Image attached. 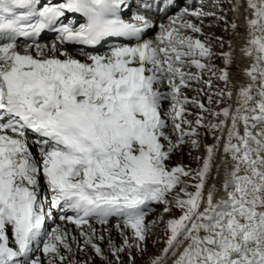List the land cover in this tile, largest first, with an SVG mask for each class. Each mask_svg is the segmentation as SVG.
Returning a JSON list of instances; mask_svg holds the SVG:
<instances>
[{
	"label": "snow or ice",
	"instance_id": "obj_1",
	"mask_svg": "<svg viewBox=\"0 0 264 264\" xmlns=\"http://www.w3.org/2000/svg\"><path fill=\"white\" fill-rule=\"evenodd\" d=\"M245 2L240 52L249 61L243 69L246 80L233 99L227 71L232 53H221L225 67L218 79L225 89L215 93L221 98L215 103H231L217 111L182 94L193 81L211 87V78L201 81L205 70L216 75L203 62L213 55L210 47L185 31L201 33V27L184 17L210 14L185 7L159 25L154 40L113 43L98 54L83 46L140 39L156 25L138 11L124 19L121 10L131 7L127 0H0V264H42L37 251L48 264H64L61 248L69 254L73 249L59 226L45 231L51 209L77 228L93 218L100 224L110 217L122 220L136 243L123 232L121 247L109 241L119 264L120 252L139 249L146 241L150 203L164 204L165 213L171 206L181 211L165 222V247L150 264H167L169 258L171 264H264V0ZM139 7L151 11L153 5ZM69 13L80 14L84 22L69 19ZM44 30L56 33L50 47L35 43ZM18 38L33 44L21 53ZM67 45L81 46L86 59L61 51ZM192 67L198 71L185 70ZM165 84L167 92L161 90ZM168 99L175 143L162 118V102ZM208 102L213 103L212 95ZM189 103L213 119L205 124L206 118L197 115L193 126L185 118ZM198 126L221 133L216 143L205 145L202 158L195 157L202 159L201 166L169 168L170 155L186 138L194 149L199 147L191 139ZM225 130L224 175L217 196L216 185L207 187V180ZM28 132L35 136L39 160L29 147ZM41 176L52 195L47 212ZM80 235L103 257L94 242L95 229Z\"/></svg>",
	"mask_w": 264,
	"mask_h": 264
},
{
	"label": "bare ground",
	"instance_id": "obj_2",
	"mask_svg": "<svg viewBox=\"0 0 264 264\" xmlns=\"http://www.w3.org/2000/svg\"><path fill=\"white\" fill-rule=\"evenodd\" d=\"M216 2H218V4L222 8V10H220V12L223 13V15H225V17L229 21H224V23H223L219 19L218 20L219 22L215 23V21L212 22V21H210L204 17L197 19L194 16H187V18L189 20H191L192 23L197 24L201 27V29L204 32H203V35H199V39L202 41H205L208 44V46L212 47V49L216 48V49H220V50H223L224 52H226V50H228V48H230L229 44L231 45L232 48H231L230 52L232 53L233 61L236 64L234 66V63L231 61V63L227 66V71H228V78H229V82H230L229 87H231L233 90V99H234L238 86L240 84L244 83L246 80V77L243 74V69H245L246 67L249 66L248 59L245 56H243L240 52V48L245 43V36H246L245 16L248 15V13H246V11H245L246 2H245V0H217ZM198 6H199L198 10H200L206 14H208V13L203 10V9H205L204 7L210 6V7H212V9L214 7V6L210 5L209 0H201V4H199ZM237 6H238V10H237ZM216 10H218L217 7H216ZM205 16H207V15H205ZM235 20H237V22ZM233 21L237 25L236 27L241 28L240 33L236 36H234V34L231 33L230 27H229V24ZM208 25H210V26L212 25L211 27L215 31L213 38L216 39V38H218V36H225L226 37V36H231V35H232V38L229 39V42L226 41L227 43L224 41H221V40H214V39L209 38L207 36L208 33H206V31H207L206 27ZM185 31H186V34H188V35H193L194 37L197 36V33H192L190 30H185ZM138 43H143V41H140ZM51 45L52 44H47V46H49V47ZM31 54L35 56L36 51L32 52ZM212 54L213 55L208 62H209V64L212 65L213 70L216 72V75L211 77L212 78L211 87L209 88L202 83L200 84V82L193 81V82H191L192 85L190 87L182 88V92H186L187 93L186 96L195 97L196 99L201 100L203 102V104L205 105V107L210 106L213 109H217L219 107L225 106L224 102H221L220 104L215 103V101L217 99H221L220 97H217L215 95V93L221 89H225L224 82L218 79V76L220 75L219 66H223V68H224L225 65H224V60L221 56V53H218V54L212 53ZM205 60H207V59H205ZM185 70L191 71L193 73L197 72L196 69L192 70L191 68H188ZM210 75H213L212 72L205 70L202 73V78H206L207 80H209ZM202 78H201V81L203 80ZM193 83L197 84V87L195 86V88H197V92H195L196 90H191L193 88ZM189 88H191V89H189ZM161 90L167 92L169 89L166 86H164ZM208 95L213 96V103L211 105H209V102H208ZM168 100H171V99H168ZM168 100H165V102L164 101L162 102V115H164L165 109L167 108ZM226 102L231 103V101H226ZM169 105H171V104H169ZM188 105L190 107L188 109H191V107L193 108L194 106H196L192 103L187 104V107H188ZM233 106H235V105H233ZM188 112H189V110H188ZM203 113H204V117L206 118L204 120V123L207 124L208 121L211 120V119H209V118H211V116L207 112H203ZM169 117L170 116H168V118L165 117V120L168 123V129L171 133V130H172L171 128H172L173 123L170 124L169 120H171V119H169ZM193 118H194L193 120L195 123V120L197 117L196 118L193 117ZM216 119L218 120L219 118H216ZM184 128H188V127H184ZM204 131H205L204 139L207 140L206 141L207 144L208 145L214 144L215 143V137L219 133V130L209 131L208 129H206L204 127ZM241 131H242V128H241ZM226 134L227 133L225 130V132L222 136L221 142H220V148L217 151V156H216L214 163H213V168L211 171L210 180L207 183V187H211L213 184L216 185V187L218 189L217 196L220 195L219 189H220L222 179H223V175H224V167L221 164V157L224 155V153L222 151V146H223V140H224V138H226ZM189 139L190 138H186L185 146H186V148L188 147V150H185L184 158L186 160V163L190 166L189 167L190 169H197L196 165H197V163H200V166H201L202 159L197 160V159H195V157H201L202 158L205 155L204 148L200 145V141H199L200 134L199 133L197 136L191 138V139H197L199 141V147L198 148L194 149L190 145V142H188ZM30 148H31V150H33L34 145L31 144ZM178 149H179V147H178ZM180 150H183V149L180 148ZM33 154L36 156L37 160H39L40 157L37 155L36 151L33 152ZM170 156H172V155H170ZM171 162L175 163L174 159H172ZM40 179H41V185H44L45 183L43 181V177L41 176ZM157 205L158 204H156L154 206L156 207ZM163 210H164V208L161 205V206H157L152 211H149V210H148L149 212L146 211L147 212L146 216L153 219L152 221H150L152 228L149 229L146 241L140 243L139 249L136 248L138 251V254L136 256H133V258L131 259V260L135 261L134 264H139V263H143V262H147V261L152 260L153 256L159 255L160 252L162 251V249L164 248V246H162V245L165 244V241L167 239L166 223L165 222L170 218V216H165ZM72 215H74V213H72ZM113 220H115V219L110 217L108 223L100 224L96 219L93 218V219L89 220L88 225H82L80 228H77V226L71 222L56 219V220H53L51 223L48 224L45 231H51L52 229L59 226L62 231L68 233V242L71 244V247L73 249V253L69 254L63 248H61L62 254H64L67 257V260L64 262V264H68V261H71V260L77 261L78 264H93L92 263L93 258L98 257L99 260L101 259V261L104 262L105 254L112 253L110 250V247H109V241L110 240L112 241V243L114 245L119 243L120 246H122L124 243L121 240V237H122L121 233L124 232L123 221H121V222L118 221L117 223H115ZM117 224L120 225L119 228L117 227ZM89 225L91 227H89ZM92 229H95L94 242L97 243L101 247V249L103 250V257L97 256L96 253L94 252V250L89 245L85 244V238L80 235L81 231L88 232L91 235ZM8 234L11 237L10 230H9ZM73 237H75V241H73ZM100 237H103V239H100ZM78 245H79V247H78ZM40 247H42V246H40ZM150 250H152L153 252L151 253ZM125 251H126V248L124 249L123 253ZM38 253H39V258H40L42 264H48L47 258L44 256L43 252L38 251ZM38 253H37V255H38ZM144 253L146 254V256H144ZM119 257H120V254H119ZM109 262L118 264L115 256ZM58 264H59V262H58ZM119 264H120V260H119ZM128 264H130V263H128ZM143 264H145V263H143ZM167 264H171V258H169Z\"/></svg>",
	"mask_w": 264,
	"mask_h": 264
},
{
	"label": "rangeland",
	"instance_id": "obj_3",
	"mask_svg": "<svg viewBox=\"0 0 264 264\" xmlns=\"http://www.w3.org/2000/svg\"><path fill=\"white\" fill-rule=\"evenodd\" d=\"M210 1V5H212V6H214L213 7V9H212V7H210V6H207V7H204L205 9H203L205 12H207L208 14H210V15H207V16H203L204 18H206V19H208V20H210V21H212V22H214L215 21V23H218L219 21V19L221 20V22H223L224 23V21H229V20H227V18L225 17V15H223V13H221L220 12V10H222V8H221V6L218 4V2H216L215 0H209ZM209 4V3H208ZM216 7L218 8V10H216ZM215 17V18H214ZM185 20H189L188 18L187 19H185ZM217 20V21H216ZM236 22H237V20H235ZM234 23V21L233 22H231L230 24H229V27H230V31H231V33L232 34H234V36H236V35H238L239 33H240V31H241V28L240 27H236V28H233L232 27V24ZM199 26V25H198ZM212 26V25H211ZM210 25H208L207 27H206V29H207V31H206V33H208L207 34V36L209 37V38H211V39H214V40H221V41H224V42H229V39H231L232 38V35L231 36H218V38H213V35H214V30L212 29V27H211ZM211 27V28H210ZM209 28V29H208ZM212 29V30H211ZM203 30L201 29V33H197V36H196V38H198L199 39V35H203ZM202 41V40H201ZM202 42H204L205 44H206V46H208V44L205 42V41H202ZM226 42V43H227ZM229 44V43H228ZM210 47V46H209ZM211 48V52L212 53H215V54H218V53H222V52H224L223 50H220V49H216V48H213L212 49V47H210ZM231 48L232 47H230V48H228V50H226V52H229V51H231ZM61 51H67L66 50V48L65 47H62L61 48ZM96 53H98V54H103V53H101L100 51H97ZM233 56V55H232ZM209 59H207V60H204L203 62L204 63H207V64H209ZM232 62L234 63V66H235V62L233 61V58H232ZM219 68L220 69H222L223 68V66H219ZM192 70H194L195 69V67H192L191 68ZM197 70V69H196ZM198 71V70H197ZM196 73V72H195ZM214 75H210V77H209V79L211 78V77H213ZM201 78H202V76H201ZM203 80L202 81H205V80H207L206 78H202ZM211 80H212V78H211ZM202 82H200V84H201ZM203 84V83H202ZM191 85H192V83H191ZM205 85V84H204ZM165 86L167 87V85L165 84ZM195 86L197 87V84L196 83H193V88L191 89V88H189V89H191V90H196L195 92H197V88H195ZM205 86H207V85H205ZM208 87V86H207ZM210 88V87H209ZM182 94L183 95H185L186 96V92H182ZM188 98H189V100H191L192 98H194V97H189V96H187ZM199 100V99H198ZM201 103H203L201 100H199ZM165 102V101H164ZM222 102H226L225 100H223L222 99ZM169 104H172V101L171 100H168V103H167V108L165 109V112H164V115H162V118L163 119H165V117H167L168 118V116H170L169 115V113H170V110H171V105H169ZM206 107H210V106H206ZM224 107V106H223ZM185 108H186V113H185V118L187 119V120H189V121H193L192 123H193V126H195V123H194V118L193 117H197V115H203L204 116V113L203 112H201L202 110L199 108V107H197V106H194L193 108L191 107V109H188V108H190L189 107V105H188V107H187V105H185ZM212 108V107H211ZM220 108H222V107H219V108H217L216 110L218 111ZM197 109V110H196ZM188 110H189V112H188ZM169 112V113H168ZM193 116H192V115ZM187 116V117H186ZM169 119H171V116L169 117ZM168 119V120H169ZM209 119H213V117H211V118H209ZM169 122H170V124L171 123H173V121H172V119L171 120H169ZM182 127L184 128V127H188V125H182ZM168 129V128H167ZM166 129V131H168V133H169V135L171 136V139H172V141L175 143V141H176V134L173 132V130H171V133H170V131H169V129L167 130ZM172 129V128H171ZM197 131H198V133L200 134V139H199V141H200V145L204 148V152H205V145H208L207 144V140H205L204 139V133H205V131H204V127H197ZM221 135V133H220V131H219V133L217 134V136H220ZM165 143V145L167 144V142H164ZM215 143H216V141H215ZM191 145V144H190ZM185 147V148H184ZM180 148H182L183 150H180ZM185 150H188V147L186 148V146H185V143L183 144V145H180L179 146V149H178V147L175 149V151H173V153L171 154L172 156H170V158L168 159V161H167V165H168V167L169 168H171V167H173V166H176V164L177 165H182V166H184L186 169H190L189 167V165L186 163V160H185V158H184V152H185ZM218 151V150H217ZM206 154V153H205ZM216 156H217V152H216V154H215V158H216ZM172 159H174V161H175V163H172L171 162V160ZM197 168L198 167H200V163H197ZM213 168V167H212ZM212 171V170H211ZM211 176V175H210ZM210 176H209V178H208V180H207V183H208V181L210 180ZM196 181H190V183H195ZM192 190H194V189H192V188H189V191H192ZM156 204H158L157 206H163V208L165 207V205L164 204H160V203H150V205H149V208L148 209H146V211L147 212H149V211H152L153 209H155L156 207L154 206V205H156ZM154 206V207H153ZM149 210V211H148ZM164 211V210H163ZM164 214H165V216H170V218H178L180 215H181V211H180V209H178V208H176V207H174V206H171L170 207V210L167 212V213H165L164 212ZM153 219H151V218H149V217H145V223L146 224H150L151 225V222L150 221H152ZM115 223H117L118 221L119 222H121L122 220H118V219H115V220H113ZM148 222V223H147ZM55 224V223H54ZM151 228H152V225H151ZM150 228V229H151ZM123 234L124 235H126V236H128L129 237V242L130 243H132L133 245H135V240L133 239V236H132V230L131 229H129V228H126L125 229V227H124V232H123ZM121 240L124 242V237H123V235H122V237H121ZM156 245V244H155ZM42 246V245H41ZM115 246L117 247V248H119V247H121L120 246V244L118 243V244H115ZM162 246H164L165 247V244H163ZM127 252V253H126ZM150 252L152 253L153 251L152 250H150ZM162 252V251H161ZM161 252H160V254H161ZM37 253H38V251L35 253V255H37ZM120 254V257H119V260H120V264H128V263H130V264H134V260H131L130 259V255H131V258H133V256H136L137 254H138V251H137V249H136V247L135 246H133L132 248H127L126 247V251L123 253V252H120L119 253ZM130 254V255H129ZM159 254V255H160ZM37 256H39V253H38V255ZM144 256H146V254L144 253ZM105 257H106V259L104 260V262L103 261H101V259L99 260L98 259V257H95V258H93V264H117V263H110L109 261H111L113 258H114V255L112 254V253H108V254H105ZM155 256H153V258H154ZM152 258V259H153ZM151 261V260H150ZM150 261H147V262H143V263H145V264H150ZM143 263H139V264H143Z\"/></svg>",
	"mask_w": 264,
	"mask_h": 264
}]
</instances>
